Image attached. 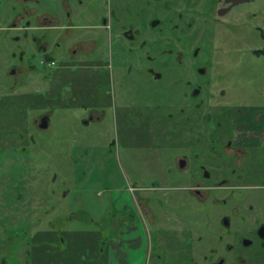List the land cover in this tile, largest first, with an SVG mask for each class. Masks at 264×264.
<instances>
[{
  "label": "flooded vegetation",
  "instance_id": "flooded-vegetation-1",
  "mask_svg": "<svg viewBox=\"0 0 264 264\" xmlns=\"http://www.w3.org/2000/svg\"><path fill=\"white\" fill-rule=\"evenodd\" d=\"M232 7L228 0H0V264H91L89 207L58 177L59 111L69 123L74 101L85 110L83 102L102 97L106 107L111 82L126 161L169 167L136 173L102 211L101 244L110 256L115 248L116 264H264V128L239 126L247 113L225 108L224 67L199 60L197 46L189 55L187 33L213 35ZM172 31L187 37L172 39ZM91 85L94 93L86 92ZM186 202L211 218L201 235L188 240L165 226L159 233L174 236H156L155 210ZM155 244L173 252L155 258ZM187 249L189 261L181 257Z\"/></svg>",
  "mask_w": 264,
  "mask_h": 264
},
{
  "label": "rangeland",
  "instance_id": "rangeland-1",
  "mask_svg": "<svg viewBox=\"0 0 264 264\" xmlns=\"http://www.w3.org/2000/svg\"><path fill=\"white\" fill-rule=\"evenodd\" d=\"M222 20L223 23L227 22L228 24L220 25L218 32L213 35L209 32L203 33V30L197 35L194 31L187 33L189 38H194L191 46H189V55H192L194 49H200L199 60L209 58L212 64L220 63L221 67H224L221 71L224 78L222 84L224 95L221 99L226 109L238 110L242 113L250 111L252 112L250 116H256L257 113L255 114L253 111L259 112L261 110L264 116V38L262 37L264 32V0H247L244 3L234 5ZM200 24L201 21L199 20L194 29L201 26ZM187 35L182 36V33L178 31L171 33L172 39L176 36L186 38ZM195 46L197 48H194ZM183 57L185 62L191 60L186 54H183ZM162 60L159 61L162 62ZM168 60L174 62L173 57ZM112 64L115 69L118 68L119 58L117 55L112 59ZM39 76L42 77V75ZM35 83L30 84L28 93H35ZM44 89H48V85H44ZM94 89L92 85L85 87L86 92L91 90L94 93ZM61 92L69 94L66 89ZM117 93L119 94L118 86L111 82L109 85V103L106 107L102 103V97H91L83 102L85 110L79 109L80 103L74 101L73 114L70 113L72 120L69 123L66 116L61 115L63 111H59V121L63 123L64 127L60 123L57 133L59 147L58 177L66 178V186L70 189V193H80L84 205L89 207L90 217L87 218V222H89L90 226L88 227L91 229V264H106L109 260L110 264H116L115 248L112 247L110 256L108 246L101 244L102 240L105 241L108 231L107 228L102 230L104 226L102 211L113 205L114 201L116 202L120 187L124 184L127 185V188L133 185L131 177H135L138 172L143 173L140 177H146L145 173L147 172L167 174L169 168L166 164L157 163L154 159L150 160L149 163L134 162L132 164V162L126 161L128 154L121 139L124 130L121 128V108L117 106ZM89 111L92 113L95 111L94 115L96 116L88 125L84 121L89 122ZM97 115H100L99 120ZM102 115L105 116L104 122H102ZM189 140L188 138L187 141ZM114 141L115 143L112 144ZM193 141L194 139H192ZM126 144H130V141H127ZM191 165L195 177L199 176V172L201 175L198 168L200 161L194 158V153L192 154ZM207 167L211 169L209 165ZM170 169L172 173H175L174 167ZM236 169L238 173L240 170L237 167ZM188 173L189 171H186L184 175ZM59 182L60 185L61 182ZM244 184L257 186L259 182L248 180ZM172 194L168 192L166 195ZM185 200L187 199L184 198ZM111 202L113 203L111 204ZM155 212L156 219L160 223L155 224L154 232L156 236L161 238L172 237L174 233L171 231L165 236L162 232L159 233L160 227L177 228L183 234L184 239L188 238L189 240L192 237L196 238L199 234L201 235L203 224L208 220L211 222V218L207 214L199 211L195 205L188 202L178 204L174 208L155 210ZM261 216L263 218V214ZM161 242V244L164 243ZM77 244H82V242H77ZM140 247L144 248V245ZM149 248L152 249L155 258L156 254L163 255L165 258L166 255L169 256L173 252L171 246L170 248L157 247L155 244L154 248ZM190 256L188 249L184 255L183 253L181 255L187 261L190 260Z\"/></svg>",
  "mask_w": 264,
  "mask_h": 264
},
{
  "label": "crops",
  "instance_id": "crops-1",
  "mask_svg": "<svg viewBox=\"0 0 264 264\" xmlns=\"http://www.w3.org/2000/svg\"><path fill=\"white\" fill-rule=\"evenodd\" d=\"M253 112L255 114L257 113L256 116H250V114L252 113L250 111L246 112L247 115L243 116L244 118L242 120H240L239 126L243 125V126H249L250 127V126H256V125L260 124V126H262L264 128V116H263L261 110H259V112H256V111H253ZM258 116H260V117H259V119L257 121L256 118Z\"/></svg>",
  "mask_w": 264,
  "mask_h": 264
},
{
  "label": "water",
  "instance_id": "water-1",
  "mask_svg": "<svg viewBox=\"0 0 264 264\" xmlns=\"http://www.w3.org/2000/svg\"><path fill=\"white\" fill-rule=\"evenodd\" d=\"M229 2H232V6L234 5H238L240 3H244L246 2L247 0H228Z\"/></svg>",
  "mask_w": 264,
  "mask_h": 264
},
{
  "label": "trees",
  "instance_id": "trees-1",
  "mask_svg": "<svg viewBox=\"0 0 264 264\" xmlns=\"http://www.w3.org/2000/svg\"><path fill=\"white\" fill-rule=\"evenodd\" d=\"M262 37L264 38V32L262 33ZM264 52V51H263Z\"/></svg>",
  "mask_w": 264,
  "mask_h": 264
}]
</instances>
